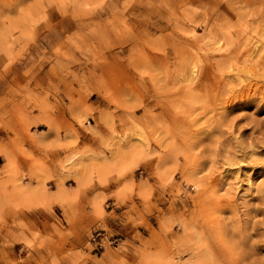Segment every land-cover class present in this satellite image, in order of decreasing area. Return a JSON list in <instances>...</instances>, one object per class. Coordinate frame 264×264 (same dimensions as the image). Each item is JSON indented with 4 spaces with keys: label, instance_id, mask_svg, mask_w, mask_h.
I'll list each match as a JSON object with an SVG mask.
<instances>
[{
    "label": "rangeland",
    "instance_id": "1",
    "mask_svg": "<svg viewBox=\"0 0 264 264\" xmlns=\"http://www.w3.org/2000/svg\"><path fill=\"white\" fill-rule=\"evenodd\" d=\"M61 94L83 100L81 125L95 116L86 102L101 105L86 130L96 145L27 173L3 149L1 228L53 246L52 264H264V0H0V138ZM93 180L115 183V205L88 201L67 251L60 220L42 235L12 219L22 197L73 211ZM106 206L124 222L106 223ZM99 231L120 240L101 258L89 254Z\"/></svg>",
    "mask_w": 264,
    "mask_h": 264
},
{
    "label": "crops",
    "instance_id": "2",
    "mask_svg": "<svg viewBox=\"0 0 264 264\" xmlns=\"http://www.w3.org/2000/svg\"><path fill=\"white\" fill-rule=\"evenodd\" d=\"M76 88V87H74ZM64 92V90H60ZM36 94L38 96L44 97L46 92V87L42 86L41 89H37ZM70 92H74L70 90ZM77 92V89H75ZM72 97L77 100V96L71 94ZM60 100H53L52 98H46L45 101L53 107L54 111L49 112L47 116L41 114L39 110H33L30 119V127L28 130H22L21 127H17L18 139H15L14 135L5 133L1 134L0 138V170H5L7 162L2 157V150L5 149L9 155L14 160V168L21 172H29L31 165L34 160L38 159L44 161L50 169H52V163L50 160H55L58 158H63L69 155L74 150H79L83 148L85 144H89L92 147L95 146V142H92V136L90 131H86L87 128H95L96 122L99 119L98 110L101 109V105L92 100L86 102V107L92 110V114L95 115L91 117L92 122L87 120L88 125L83 122V125L78 123L73 119L72 113L75 111L81 112L84 105L82 101H76L77 105H71L72 102L66 100L65 95H59ZM92 116V115H91ZM43 120V122L37 120ZM14 123V122H7ZM70 129V133L66 135L65 131ZM70 141H74L73 144H69ZM4 152V151H3ZM26 156V157H25ZM47 159V161H46ZM67 179L64 183V187L69 190V193H73L77 185L73 181ZM52 189L51 193H54L56 183L49 184ZM115 183L109 182L108 184L101 186L95 180H93L90 190L86 193L81 194L79 198L76 199L73 211H69L68 208H61L59 205H53L51 207L52 213L44 211L42 209L35 208L32 206L31 202L28 201V197L18 198L16 201L20 205L18 212H12L13 221H19L24 219L31 222L35 227H38L40 233L43 235V229L40 226L44 223L43 221H48V223L60 220L65 232V244L61 249L57 251H67L73 246L72 236L82 235L80 228L84 226V212L87 209L86 204L91 201L92 198H104L105 202H111L110 204L115 205V199L113 193L115 191ZM72 190V191H70ZM52 197V195H51ZM75 214H72L74 213ZM89 212V210H86ZM105 213L107 217L105 218L106 223L109 225L114 223L110 218L115 216L119 221L124 222V210H117V206L111 207L110 209L105 208ZM70 216L72 221L71 226L64 223L66 219ZM21 231L15 227H0V264H52L54 251L53 246L49 244H43V247L33 244L27 246L23 244L20 239L21 237L27 235L25 231ZM66 232H70V235ZM126 240V239H124ZM122 240V242H124ZM90 256L92 255L89 253ZM102 252L99 254L101 258ZM98 258V259H99ZM88 264H109L107 262H96L89 260ZM59 264H66V260L59 257Z\"/></svg>",
    "mask_w": 264,
    "mask_h": 264
},
{
    "label": "built area",
    "instance_id": "3",
    "mask_svg": "<svg viewBox=\"0 0 264 264\" xmlns=\"http://www.w3.org/2000/svg\"><path fill=\"white\" fill-rule=\"evenodd\" d=\"M119 241L120 240L118 238H108L104 232L99 231V232H95L91 236L89 240V244L92 247V252L94 253V255H97L98 253L104 250L106 244L109 247H117Z\"/></svg>",
    "mask_w": 264,
    "mask_h": 264
}]
</instances>
